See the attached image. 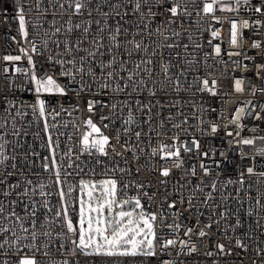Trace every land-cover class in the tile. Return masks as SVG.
I'll list each match as a JSON object with an SVG mask.
<instances>
[{"label":"built area","instance_id":"1","mask_svg":"<svg viewBox=\"0 0 264 264\" xmlns=\"http://www.w3.org/2000/svg\"><path fill=\"white\" fill-rule=\"evenodd\" d=\"M60 2L67 8L66 0ZM116 2L117 0H100L102 12H113V16L108 19V24L112 27H115L119 17H115L114 10L108 8L107 4ZM119 2L122 4L121 15L127 13L124 19L120 20V24L128 30L127 35L122 33L119 40L122 45L131 40L140 42L142 48L136 50L134 45L129 44L126 45L127 52L121 47L109 54L107 47H104L101 49L103 56H97L95 60L89 58V61L93 71L99 76L100 62L108 61L113 54L117 59L116 67L119 68L120 61L127 60L126 67L129 71L142 59H151L152 64L146 66L149 74L141 71L137 77L142 78L145 85L136 91H133L131 86L123 89L122 80L123 90L120 92L113 91L115 85L101 89L98 83H93L91 76L83 78L87 82V88L81 90L80 75H76L74 80L60 75L63 68L57 60L70 58L63 54L65 34L62 31L50 39L44 36L45 31L54 32L51 23L53 20L57 22L56 26H60L69 19L67 12L59 14L61 10L56 0H52L55 7L50 6L49 0H39V8L38 0H0V137L5 143V153L17 158L14 162L8 160L5 165L0 166V181H3L0 183V200L6 205L10 200H16V193L23 190L25 177L37 186L33 199L38 204L43 199L39 196L40 184L48 185L45 189L47 192L55 193L58 190L52 183L54 176L43 167L44 163H50V160L46 161L45 158L51 156L48 147V137L51 135L53 147L56 148L57 164L61 168V179L66 181L63 187L65 191L68 185L74 189L70 203L74 205L75 210L73 207L69 208L74 223L78 219V204L75 203V198L79 195V181L113 178L118 182L120 199L138 197L147 212L163 213L165 226L162 230L158 229V237L189 240L190 244L196 245L197 252L178 256V249L161 251L158 243L157 255L154 257L80 254L72 257L68 251L70 244L66 243L61 254L57 251L60 241L54 240L49 245V257L37 253L41 264H48L49 260L53 261V264H62L65 259L69 260L70 264H163L166 260H175L177 264H264V252L260 251L264 250V207H261L264 205V176L259 175L264 172V153L260 151L264 148V139H261L264 137V68H261L264 65V14L254 10L256 7L264 10V0H240L237 11L215 10L213 14L208 15L202 12L205 0H179L181 14L176 17H172L167 11L174 6V0H162L161 3L152 0L151 8L157 15L154 18H146L147 28L143 24L137 27L141 14L132 11L135 0ZM232 2L235 6V0ZM96 3L97 0H93L91 5L92 17H87L85 13L84 16L72 17L73 22L99 19V27H102L104 18L95 11ZM21 8L27 21V39L19 32L17 14ZM147 11L148 6L144 5L143 12ZM54 12L58 14L53 16ZM213 15L219 17L221 22L212 19ZM169 19L175 22L166 24ZM233 19L238 22V44L235 47L230 43V21ZM244 20L249 21L247 29L242 26ZM256 21L260 23L257 24ZM91 27V35L82 45L84 48H90L92 36L98 35L95 31L98 26L93 24ZM157 28L163 35L168 36V40L165 41L163 35L157 34ZM213 31H219L220 34L213 37ZM149 32L153 34L149 36ZM173 32L179 35H173ZM80 36L81 32L75 31L69 39L75 41ZM107 36L108 33H105V45H108ZM45 39L48 40L47 45L44 43ZM56 40L60 42L59 48L54 43ZM32 43L37 47L35 53L31 52ZM254 43H259L260 47H253ZM166 44L173 47H165ZM198 44L200 47H196ZM216 45L221 48L219 55H216L214 50ZM22 48L28 50L34 66L28 63ZM128 52L131 53L130 56ZM229 52H239L240 55L229 56ZM8 55H19L22 58L19 61L4 60ZM84 55L86 53L83 51L77 53V60ZM163 64L168 65L170 79H166L162 71ZM63 67L68 68L71 65ZM32 74L41 78L52 75L61 86H67L66 95H41L46 102V117L43 118L39 117L38 111L34 114L31 107L36 99L31 81ZM120 76L126 78L127 72L121 71ZM205 79L215 95L212 91L204 89L202 81ZM238 79L242 81L241 92L235 90V81ZM213 80L216 81L215 85ZM253 89L256 90L255 93ZM152 91L156 93L154 96ZM89 100L100 101L108 107L97 104L94 113H88ZM249 101L251 103H248ZM112 104L117 105L115 110L111 108ZM143 105L149 107L138 110V107ZM241 107L244 108L243 115L232 123L236 110ZM18 111L24 114L17 116ZM130 111L135 115V125L124 123ZM53 113L59 115L53 116ZM90 115L104 134L109 136L110 144L115 146L116 151L109 147L107 156L95 153L94 150L91 155L81 152L82 132L86 130L83 121ZM101 115L108 116L109 119L101 121ZM45 119L49 124L47 132L44 130ZM104 124L109 127L104 128ZM213 126L216 127L215 132L212 131ZM125 128L128 129L127 134L124 132ZM15 130H21L20 135H12ZM135 132H141L139 139L136 138ZM229 132L232 135H228ZM117 134L119 143L116 140ZM173 137L181 149L179 168L173 167L172 160L164 161L160 159L159 154L152 155L153 147H158L160 142L172 145ZM242 139H252L254 143L244 145L240 142ZM196 144L199 145L198 148ZM184 147H188L190 151L185 152ZM117 152L121 155H117ZM205 152L209 153L207 157L203 155ZM65 153L68 155L65 156ZM13 163L16 164L15 169L12 168ZM201 164L207 167V175ZM164 167L170 169L168 177L160 175ZM249 167L253 168L252 174L247 173ZM193 168L195 176L191 174ZM8 172L14 174L7 175ZM17 181L21 186L5 197L3 193L9 190V185H16ZM213 183L216 184L215 190L211 187ZM124 185L128 187L125 188ZM139 185L143 187H138ZM197 186L202 191L196 190ZM208 193L212 194V198L205 204ZM189 197L195 207L189 208L187 203H179L181 199L186 201ZM48 200L52 208L59 209L58 195L53 194ZM172 202H176V208L170 209L168 204ZM15 210L20 216L25 215L23 203L15 205ZM225 210L228 216L220 219V212ZM197 212L203 215L198 217ZM45 214L46 209L38 206L37 229L40 223L45 221ZM197 219L200 222L198 226ZM159 220L158 215V223ZM173 222L182 225L175 234L167 227ZM209 223L211 228L205 229L209 235L200 238L199 228ZM25 226L31 229L30 223ZM187 227L196 229L191 238L183 235ZM16 228L19 229L18 224ZM54 228L55 232L61 230L59 224ZM44 239L41 237V240ZM237 239L244 247L236 246ZM217 243H223L225 252L231 254H220L215 247ZM184 251L186 253L187 249ZM208 251L215 254L209 257L204 254ZM4 259L15 260L16 257L0 255V260Z\"/></svg>","mask_w":264,"mask_h":264},{"label":"snow or ice","instance_id":"2","mask_svg":"<svg viewBox=\"0 0 264 264\" xmlns=\"http://www.w3.org/2000/svg\"><path fill=\"white\" fill-rule=\"evenodd\" d=\"M130 2V0H129ZM157 3H161L162 0H156ZM248 2V0H245ZM67 8H65V4L61 3L60 0H56V4L59 5L60 15H63L64 12L68 13L69 19L64 22V24L60 26H56L57 22L53 20L51 23L54 27V32L49 33L45 31L44 36L50 39L52 36L60 34L62 31L65 34V39L63 42L64 47V55L70 57L69 59H60L57 60L63 70L61 71V76L71 77L72 80L75 79L76 75H80L82 79L81 90H85L87 88V82L83 80L85 76H91L93 83H98L101 89H108L109 87H113L114 92H120L123 89H127L129 86L132 87L133 91H136L140 86L145 85V81L141 79H137L140 76L141 71H143L146 75L149 74V70L146 67L147 65L152 64L151 59H142L139 64H136L134 69L129 71L126 67L128 61L122 60L119 62V68L116 67L117 59L116 55H112L111 59L108 61L100 62V74H97L93 71V67L89 61V58L95 60L97 56H103L104 53L101 51L102 48L107 47V51L109 54L113 53L114 49H120L124 47L125 52H127L126 45H134L136 50H140L142 48V44L140 42L131 40L125 41L124 44H121L119 40L120 35L123 33L125 36L128 33L126 28H122L120 24V20L124 19V16L127 15L125 12L124 15H121V7L122 4L117 0L115 4L108 3L107 6L110 9L114 10L115 17H119L117 20L115 27H112L108 24V19L113 16V12H102L100 0H97L96 9L97 13H100L103 16V26L101 25V20L99 19H85L81 22H73L72 17L84 16L85 13L87 17H92L93 10L91 5L93 0H66ZM49 4L52 7H55V4H52V0H49ZM152 0H135V4L132 8L134 13H140L141 18L137 27L139 28L140 24H143L145 28L148 27L146 23L147 17L154 18L157 13H154L151 8ZM240 4V0H235V6L233 5L232 0H205L203 3L202 12L205 15L213 14L215 10L219 9L222 12H234L237 11V8ZM148 6L147 13L143 12V6ZM37 8H39V0L37 3ZM180 3L179 0H174V6H171L167 9V11L171 14L172 17H176L180 15ZM255 12L264 14V10L261 7H256ZM58 13H53V16ZM200 13H197L199 15ZM18 22H19V32L20 34L27 39L28 31L26 30V18L24 14L23 8L18 11L17 14ZM212 19L216 20V22L220 23L221 20L219 17L212 16ZM175 21L172 19L167 20L165 23L171 25ZM255 23H260V21H256ZM96 25L95 31L97 32V36H92L90 44V48H84L82 45L88 41L89 36L91 35L92 25ZM230 43L233 47L238 44V22L233 19L230 21ZM243 28L247 29L249 27V21L244 20L242 22ZM80 31L81 36L77 38L75 41H71L69 39L70 35L75 32ZM167 31V29H165ZM157 34L163 35L160 32V29L157 28ZM108 33V45L103 43L104 34ZM139 35V32L136 33ZM149 36L153 33L149 32ZM220 33L219 31H213L212 36L216 37ZM37 35L39 33L37 32ZM173 35H179V33L173 32ZM164 40H168L167 35H163ZM48 40L45 39L44 43L47 45ZM57 47H60L59 40L54 41ZM165 47H173V45L166 44ZM187 47V46H185ZM196 47H200V45H196ZM253 47H260L259 43H254ZM146 50V48H145ZM215 53L219 55L221 52V48L219 45L215 46ZM24 53V56L27 58V61L30 65H33L32 56L29 54L27 49H21ZM83 51L86 55L79 57L77 60V53ZM31 52H37V47L35 43L31 44ZM153 54H155V50H153ZM130 56L131 53L128 52ZM229 56L240 55L239 52H229ZM21 56H5L4 60L6 61H19L21 60ZM51 59V58H50ZM64 65H71V67L64 68ZM34 66V65H33ZM264 68V65L261 66ZM7 71V69H5ZM17 71H22V69H17ZM127 72V77H121L120 72ZM162 71L165 74L166 79H170L168 77V65H162ZM121 80L123 81V89L121 88ZM31 81L34 85V93L36 95L35 103L31 105L33 109V113L35 114L38 111L39 117H46V102L41 98V95L44 93L47 94H60L66 95V87L61 86L58 83L57 79L52 75H47L45 77H38L35 74L31 75ZM71 82V81H70ZM179 81H177V84ZM204 89L215 92L213 89L209 88V82L207 79L202 81ZM213 85H215L216 81H212ZM242 81H235V90L237 92L243 91L241 87ZM255 89H253V93H255ZM264 91V89H262ZM151 94L154 96L156 93L152 91ZM77 96H79V92H77ZM248 103H251L250 101ZM97 104H100L101 107H108L107 104H104L100 101L89 100L87 102V111L88 113H94V109ZM117 107L116 104H112L111 108L115 110ZM143 107H149L148 105H143L138 107V110H142ZM150 110V109H149ZM244 113V108H238L235 113V120L232 123H235L240 119V117ZM24 113L18 111L16 113L17 116L23 115ZM114 114V112H113ZM59 115L58 113H53V116ZM259 113H257V119H259ZM109 117L105 115L100 116V120H108ZM125 124L135 125L136 118L135 115L130 111L127 117V120L124 121ZM163 123V122H161ZM83 125L85 129L82 132L81 137V152L88 153L89 155L93 154V150L95 153H98L102 156H107L108 148L111 147L112 151H116L115 146L110 144V138L108 135H105L102 131V128L98 126L92 119V116H88L87 119L83 121ZM15 126V122H13V127ZM55 127V125H53ZM104 128H108V124L103 125ZM49 129V124L47 123V119H45L44 130L47 132ZM155 130V129H153ZM21 130L13 131L12 135L18 136L20 135ZM212 131H216V127L213 126ZM125 134H127L128 129H124ZM136 138L139 139L141 136V132L134 133ZM159 135V133H158ZM228 135H232L231 132ZM239 136V133H237ZM172 145H168L164 142H160L158 147L152 148V155L156 156L160 155V159L164 161L172 160L173 167L179 168L181 164L179 162L180 157V147H178L175 143V137L172 138ZM261 139H264L262 137ZM117 143H119V134L116 136ZM244 145H251L254 143L252 139H242L240 141ZM48 147L51 152L50 157H46V162L43 164L44 170L52 173L54 179L52 183L57 186L58 190L55 193L47 192L45 189L48 185L40 184L39 188V196L43 199L37 201L33 199L36 195L37 186L34 185V182L31 179L25 177L23 182V190L17 192V199L10 200L6 205L2 200H0V255H9L15 256V260L4 259L0 260V264H41V261L37 259V253H41L44 257L50 256L49 245L54 242V240H59V246L57 251L63 254L66 243L71 245V248L68 249L70 256L75 257L76 255H96V256H106V257H137V256H145V257H154L157 255L156 248L159 243L161 251L176 248L178 249L177 255L186 254L190 255L192 253L197 252L196 245L190 244L189 240L184 239H175V238H164L163 236L158 237L157 231L158 229L162 230L165 226V217L163 213H150L147 212L144 206L141 203L140 198H128V199H120L118 193V182L116 179L108 178L100 181H92V180H84L81 179L78 183V197L75 198V203L78 204V219L74 223L73 219L70 217L69 208L75 207L70 201L72 200V192L74 191L71 185L67 186V191L63 185H65L66 181L61 179V168L60 165L57 164L56 160V148L53 147V141L51 135L48 137ZM198 148L199 145L196 144ZM5 143L3 142V138L0 137V166L5 165V162L8 160L15 161L16 156H9L5 153ZM133 150V149H126ZM183 150L185 152L190 151L188 147H184ZM261 153H264V148L260 149ZM117 155H121V153L117 152ZM65 156L68 153L64 154ZM205 157L209 155V153H203ZM71 166V165H69ZM16 164H12V168L15 169ZM201 168L204 169L205 174H208V169L204 164H201ZM115 171V170H113ZM248 174L253 173V168L249 167L247 169ZM13 172H8L7 175H13ZM193 176L196 175L195 169L193 168L191 171ZM68 175V173H65ZM160 175L163 177H168L170 175V169L168 167H164ZM260 176H264V172L259 173ZM231 182V181H230ZM3 183V181H0ZM163 183V181H162ZM243 183V180H241ZM20 185V182L17 181L16 185H9V190L4 192L3 195L7 197L11 192L15 191L16 188ZM125 188L128 185H124ZM138 187H143L139 185ZM211 187L215 190L216 184L213 183ZM196 190L202 191V189L197 186ZM58 195L60 201L59 209H54L50 206V202L48 197L51 195ZM146 195V194H145ZM27 198V199H26ZM212 198V194L208 193L207 198L204 201L205 204L208 203V200ZM18 203H23L24 205V216H20L17 214L15 210V205ZM181 205L187 203L189 208L195 207L192 202V198L189 197L185 201L181 199L179 201ZM259 204L260 201H257ZM43 207L46 209L45 221L40 223L39 229H37V207ZM170 209L176 208V202H172L168 204ZM218 207V206H217ZM264 207V205H261ZM48 214H51L49 216ZM158 215L160 216L159 223ZM177 215H179V210L177 211ZM203 215V213L197 212V216ZM215 215V212L213 213ZM220 219H225L228 216L227 210L220 212ZM26 223L31 224V229L26 227ZM199 219H197V226L199 225ZM219 223V221H217ZM239 223V221H237ZM16 224L19 225V229L16 228ZM59 224L61 230L59 232H55L54 226ZM181 224L173 222L172 224H168L167 227L171 230L172 234H175L180 228ZM206 228H211V224H206L203 228H199L198 236L200 238L206 237L209 235V232L206 231ZM196 229L194 227H187L184 231L183 235L191 238L193 234H195ZM41 237H44V240H41ZM27 241V243H25ZM237 247H244L241 244L239 239L236 240ZM216 249L220 254H231L230 252H225V245L223 243H217ZM185 249L187 252L185 253ZM264 252V250H260ZM205 255L211 257L215 253L212 251H208L204 253ZM259 254V253H258ZM48 264H53V261L49 260ZM62 264H70L69 260H63ZM163 264H177L175 260H166L163 261ZM255 264V262H254Z\"/></svg>","mask_w":264,"mask_h":264},{"label":"rangeland","instance_id":"3","mask_svg":"<svg viewBox=\"0 0 264 264\" xmlns=\"http://www.w3.org/2000/svg\"><path fill=\"white\" fill-rule=\"evenodd\" d=\"M217 10H219V9H217Z\"/></svg>","mask_w":264,"mask_h":264}]
</instances>
